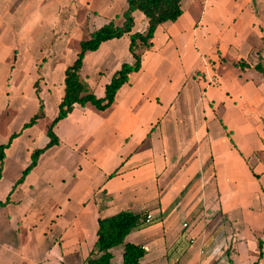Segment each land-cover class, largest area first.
<instances>
[{"label": "crops", "instance_id": "0c3cea01", "mask_svg": "<svg viewBox=\"0 0 264 264\" xmlns=\"http://www.w3.org/2000/svg\"><path fill=\"white\" fill-rule=\"evenodd\" d=\"M110 5L105 14L120 25L126 0ZM179 6L175 20L155 27L148 47L137 41L139 68L111 104L97 110L74 103L52 127L57 143L20 181L31 151L48 140L64 68L103 23L71 52L41 53L38 80L57 82L49 107L40 100L43 116L34 124L22 127L38 111L33 97L52 92L47 84L37 94L34 83L23 95L15 89L8 104L0 101V144H7L0 264H90L97 218L120 211L150 214L124 238L144 248L138 264H264V79L251 68L264 61V0H179ZM131 15L129 33L144 32L142 13ZM1 21L0 0V27ZM128 36L84 52L79 77L96 97L122 62L134 61ZM6 62L15 85L22 75L33 78V66L22 71ZM2 88L0 79V95ZM121 250L110 248V264H121Z\"/></svg>", "mask_w": 264, "mask_h": 264}, {"label": "trees", "instance_id": "16d2710c", "mask_svg": "<svg viewBox=\"0 0 264 264\" xmlns=\"http://www.w3.org/2000/svg\"><path fill=\"white\" fill-rule=\"evenodd\" d=\"M135 10L140 11L146 19L144 32L129 33L133 24L131 13ZM180 13L179 0H126V7L121 13L122 22L120 25H116L109 20L91 31L87 39L79 42V50L76 53L75 59L71 64L67 65L63 71V94L57 104L56 115L46 128L45 135L48 140L42 147L35 148L31 151L29 163L23 169L22 175L18 178V181H20L35 165L37 156L43 152V150L57 143V137L52 127L59 119L65 117L67 113L71 111L73 104L84 105L85 103H89L97 110L106 109L113 101L115 91L126 82L127 74L139 68L140 56L134 52L137 41L140 45L148 47L155 27L164 21L175 20ZM125 33L129 34L128 51L133 56L134 61L131 64L122 62L119 68L110 76L108 82L104 84L103 96L96 97L88 90L87 84L79 77L83 54L85 51L95 50L100 42L111 38H118ZM234 65H238L240 68L249 67V65L244 62H237L234 63ZM251 68L259 72L264 79V61H257ZM36 84V82L33 84L35 94L38 92ZM42 116V105L39 101L38 111L34 113L22 127L31 126ZM14 135L15 134H12L10 138ZM6 145L7 144H0V167L4 156L3 149ZM2 205L3 203L0 202V206ZM144 217L145 213L141 215L133 214L128 211H120L111 216L97 218L95 230L96 239L89 253V255H96L90 258V264H110V259L112 257L110 248L116 245L122 246L121 264H138L139 258L145 251L144 248L130 242H125L124 238L131 229L140 227L146 223ZM260 248L261 242L259 241V251Z\"/></svg>", "mask_w": 264, "mask_h": 264}, {"label": "rangeland", "instance_id": "374dc122", "mask_svg": "<svg viewBox=\"0 0 264 264\" xmlns=\"http://www.w3.org/2000/svg\"><path fill=\"white\" fill-rule=\"evenodd\" d=\"M1 1L0 61L3 65V71H0L3 86L2 95H0L1 104L4 106L9 103L10 99L13 98L15 89L22 95L27 89L33 91L32 84L36 82V85L41 86V88L43 84H47L46 86L52 91L47 90V92L38 94L39 101L46 98L48 107L55 98L53 87L57 80L47 79L46 83H43L41 78L38 80L37 70L41 73L42 61L44 60L41 53H47L48 56L52 57L60 51L71 52L77 39L84 37L87 30L99 23H106L109 17L106 16L105 12L106 8L111 6L110 4L113 2L122 3V0ZM113 18L111 21L115 23ZM5 26L8 28L6 29ZM26 43L28 44L26 45ZM5 61L8 65L11 64V67L17 66L16 68L22 69V71L33 66V78H26L22 75L17 79L15 85L12 80L13 75L5 73ZM102 72L104 73L102 76H107L109 69L102 70ZM99 78L101 80L102 77ZM29 91L28 93H30ZM33 99L36 107L39 101L35 96ZM26 105L28 107L23 114L31 110L32 104ZM260 118L261 120L264 119V115L260 114ZM16 122H18L17 119ZM11 126L14 127L15 125L11 124Z\"/></svg>", "mask_w": 264, "mask_h": 264}, {"label": "built area", "instance_id": "2783aa9c", "mask_svg": "<svg viewBox=\"0 0 264 264\" xmlns=\"http://www.w3.org/2000/svg\"><path fill=\"white\" fill-rule=\"evenodd\" d=\"M150 220V214L145 213L144 221L147 223Z\"/></svg>", "mask_w": 264, "mask_h": 264}]
</instances>
